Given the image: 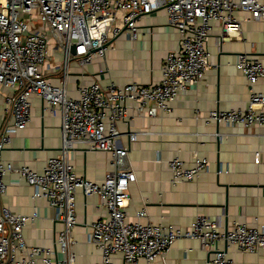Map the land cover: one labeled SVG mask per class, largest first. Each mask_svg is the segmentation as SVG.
<instances>
[{
	"label": "built area",
	"instance_id": "obj_1",
	"mask_svg": "<svg viewBox=\"0 0 264 264\" xmlns=\"http://www.w3.org/2000/svg\"><path fill=\"white\" fill-rule=\"evenodd\" d=\"M157 11H164L167 25L176 30L178 48L165 56L160 78L147 85L128 83L105 87L97 82L81 85L78 98L68 97L66 81L71 60L79 67L93 58H104L111 40L126 34L131 41L138 36V21ZM236 12L264 21V3L258 0H0V89L3 110L12 117L0 133V196L6 192L4 176L22 177L33 189L32 199H42L61 224L54 247L29 246L23 230L34 219L13 214L0 205V264H76L72 232L77 225L75 196L78 189L85 196L100 198L99 215L88 225L89 243L100 252L99 264H113L120 255L124 264H152L179 239L198 240L211 256L205 264H234L218 241L235 246L242 253L264 252V227L234 224L220 232L216 222L197 215L181 230L171 224H153L141 209L130 220L126 212L129 189L136 176L127 160V149L118 145V124L135 117L155 118L170 114L178 95L201 83L210 68L207 43L211 23L220 25L221 37L238 40L240 21ZM43 26L35 29L34 21ZM74 47V55L70 53ZM54 52L62 55L59 64L51 63ZM60 71L58 84L45 75ZM235 68L245 77L250 100L245 111H212L207 121L242 127H264V96L253 87L264 78V63L256 56L239 54ZM42 102V109L61 123V149L45 161L41 174L25 166L4 161L1 153L13 135L30 121L31 98ZM132 110L134 115H129ZM146 132L129 133L130 141ZM217 137L218 134H215ZM77 147L109 153L112 170L97 184L78 177L68 153ZM263 164L256 153L254 164ZM171 183L192 182L206 170L205 159H194L187 168L178 158L167 162ZM142 220H145L143 223Z\"/></svg>",
	"mask_w": 264,
	"mask_h": 264
},
{
	"label": "crops",
	"instance_id": "obj_2",
	"mask_svg": "<svg viewBox=\"0 0 264 264\" xmlns=\"http://www.w3.org/2000/svg\"><path fill=\"white\" fill-rule=\"evenodd\" d=\"M235 17L240 21L238 40H220V25L211 23L207 43L210 68L201 83L178 95L170 114L135 117L118 124V145L127 149V160L136 176L126 208L130 220H134L135 212L145 209L153 224L163 222L181 230L197 215L216 222L220 232H226L234 224L264 227V165L254 164L256 153L264 162V127L230 126L206 119L212 111L247 110L248 84L235 68L239 54L259 57L264 63V21H253L244 12H236ZM137 27L135 41L121 34L111 40L103 59L95 57L84 67L74 60L69 62L68 97L78 98V88L92 82L105 87L111 83L147 85L159 80L165 56L178 48L176 30L167 25L164 11L141 18ZM61 60L62 55L54 52L50 61L53 66ZM45 77L56 85L61 79L60 71L52 67ZM253 89L264 96V78ZM6 94L0 89V133L12 122L11 115L3 110L1 96ZM30 103L27 127L12 136L1 156L4 161L41 174L45 161L57 156L61 149V123L58 117L43 111L40 99L32 97ZM129 115L134 112L130 110ZM138 131L147 134L130 141L129 133ZM68 157L76 175L93 183H102L112 170L111 156L106 152L77 147ZM175 158L187 168L193 166L194 159H205L207 167L192 182L173 185L167 162ZM3 182L6 192L0 196V205L13 214L37 213V218L23 230L25 242L29 246L54 247L61 224L54 219L52 209L44 200L32 199L33 189L18 174L4 176ZM75 202L77 225L72 232L75 263L99 264L100 252L87 240V225L106 212L99 208V197L85 196L80 189ZM216 247L234 264H264L263 251L242 253L224 241H218ZM210 256L198 240L179 239L162 259L152 264H205ZM113 264H124L122 257L116 255Z\"/></svg>",
	"mask_w": 264,
	"mask_h": 264
},
{
	"label": "rangeland",
	"instance_id": "obj_3",
	"mask_svg": "<svg viewBox=\"0 0 264 264\" xmlns=\"http://www.w3.org/2000/svg\"><path fill=\"white\" fill-rule=\"evenodd\" d=\"M35 29L41 31L43 30V26L37 22V20L34 21Z\"/></svg>",
	"mask_w": 264,
	"mask_h": 264
},
{
	"label": "water",
	"instance_id": "obj_4",
	"mask_svg": "<svg viewBox=\"0 0 264 264\" xmlns=\"http://www.w3.org/2000/svg\"><path fill=\"white\" fill-rule=\"evenodd\" d=\"M74 50H75L74 47H72L71 50H70V53H71L72 55H74Z\"/></svg>",
	"mask_w": 264,
	"mask_h": 264
}]
</instances>
